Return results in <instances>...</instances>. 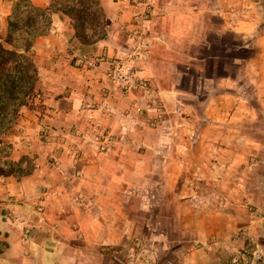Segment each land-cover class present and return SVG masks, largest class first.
<instances>
[{"label": "crops", "instance_id": "crops-1", "mask_svg": "<svg viewBox=\"0 0 264 264\" xmlns=\"http://www.w3.org/2000/svg\"><path fill=\"white\" fill-rule=\"evenodd\" d=\"M14 1L0 0L1 31ZM96 1L110 22L106 39L82 44L56 14L49 33L32 39L44 111L18 113L0 136V152L8 150L0 164L23 172L0 177V256L9 264H223L225 252L253 250L264 264V85L202 67L220 60L238 69L261 20L222 0H150L146 21L140 0ZM114 62L147 80L149 96L115 88ZM152 99L149 117L156 103L167 113L154 129L137 113ZM94 135L108 140L105 152Z\"/></svg>", "mask_w": 264, "mask_h": 264}, {"label": "trees", "instance_id": "trees-1", "mask_svg": "<svg viewBox=\"0 0 264 264\" xmlns=\"http://www.w3.org/2000/svg\"><path fill=\"white\" fill-rule=\"evenodd\" d=\"M52 14L68 19L75 38L82 44L94 38L106 39L103 29L110 22L103 17L96 0H52L44 9L29 0L14 1L5 30L0 33V136L21 108L31 113L38 111L33 103L41 96L40 79L30 51L40 23L47 27ZM22 174L14 164H0V177Z\"/></svg>", "mask_w": 264, "mask_h": 264}, {"label": "rangeland", "instance_id": "rangeland-1", "mask_svg": "<svg viewBox=\"0 0 264 264\" xmlns=\"http://www.w3.org/2000/svg\"><path fill=\"white\" fill-rule=\"evenodd\" d=\"M222 5L225 7V8H230V9H233V8H238L240 7L241 10H251L252 14H254L253 16L255 17V19H260L261 20V23H262V27L264 26V0H222ZM227 2H230V5L227 4ZM253 5V6H252ZM233 7V8H232ZM39 8V7H37ZM253 9H255V13L252 11ZM11 11V9H10ZM207 20V18L205 19ZM216 21V25H218V19H215ZM43 21V20H40V22ZM46 23L44 22H41L39 27H38V30H37V33L38 35H46L48 34L49 30H50V27L49 25H47V27H45ZM216 28V27H215ZM214 29V28H212ZM5 30V29H4ZM4 30H0V33H2ZM204 32H206L207 34H211V32L213 31H207V30H204ZM263 34V35H262ZM231 36L229 34H226L225 37L223 38V41H227V43L232 46V41H231ZM256 39V44H251L250 45V49H241L239 50L238 53H240V57H242V61L239 65V68L237 69L235 67V70H233V67L231 64H227V63H224V66H222V62L219 60L218 61H213L214 63H206L204 65V63H202V67L204 68V66L207 68V70L209 71V69L211 68L212 70V73L216 76H221V75H225L226 73H236V72H243L242 73V77L244 78H248L246 77V74L249 73V75H251V79L258 82L257 85H264V75H261V74H258L259 70H263L264 69V30H260V32H258L256 35H255V38L254 40ZM227 44V45H228ZM235 45H237V42L235 40ZM240 46H247L248 44L245 43V40L244 39H241L240 41ZM249 46V45H248ZM220 46H218V49L215 50L217 54H219V57L221 55V51H220ZM252 48V49H251ZM236 55V53H235ZM87 58V57H85ZM96 58H89L87 60H95ZM97 60H100L97 58ZM222 60V59H221ZM226 59H224L225 61ZM86 63H89L91 64L89 61L86 62ZM73 65H75V62H73ZM93 65V64H92ZM76 66V65H75ZM195 69H198V65L195 66L194 68L191 67V70L194 71ZM222 69H225L224 71ZM237 70V71H236ZM250 70H256V72L252 75V72ZM236 71V72H235ZM226 72V73H225ZM193 76L195 77L196 74L194 73ZM194 77H191L190 76V79H187L189 81L192 82V78ZM260 94H264V88L263 86L260 87ZM43 97L42 95L39 97V101H34V106L36 108H38V111H36L35 113H43L44 109H42V104H41V101H42ZM151 104H153L154 102L152 101H155V100H150ZM22 111H26L25 108H21L19 110L18 113H21ZM163 116L164 118L166 119L167 118V113H166V108H164V111H163ZM19 114H17L18 116ZM145 115V119H146V123L149 125V120H151V118L153 117H149L151 115H147V112L144 114ZM148 116V117H147ZM16 119V118H15ZM149 127L151 129H154L152 128L150 125ZM7 149H1V152L0 154H2L4 157L7 155ZM5 242L3 240H0V248H4L5 247ZM223 258L221 259V261L223 262V264H258V262H260V260H262V258L260 257L259 253H254L253 250L249 252V250L245 253H237L235 252L234 254H232V251H228V252H225V254L223 255ZM124 257V254L122 255V259ZM0 264H9V257L8 256H0ZM20 264H23V262L21 261ZM261 264V263H259Z\"/></svg>", "mask_w": 264, "mask_h": 264}, {"label": "built area", "instance_id": "built-area-1", "mask_svg": "<svg viewBox=\"0 0 264 264\" xmlns=\"http://www.w3.org/2000/svg\"><path fill=\"white\" fill-rule=\"evenodd\" d=\"M150 0H140V4L142 6V13L139 15V20L146 21L148 19V12L150 11ZM83 62H90L91 64H96L98 62L95 60H87V58H82ZM108 79L112 83V85L119 89L124 94L133 93L137 90H142L145 92L146 96H149V87L148 82L143 77L139 76L138 73L128 67L123 65H119L117 63H113L111 69L108 71ZM151 103H148L144 110L138 109V115L145 114L147 111L151 110ZM152 110L155 111V114L151 120H149V125L152 128L158 127L161 123L164 122V107L162 104H154ZM92 142L95 143L100 152H105L109 145L108 140L102 139L101 136L94 135L92 137Z\"/></svg>", "mask_w": 264, "mask_h": 264}]
</instances>
